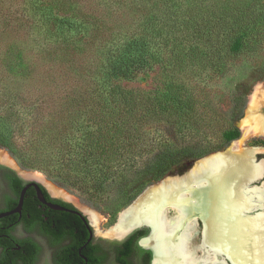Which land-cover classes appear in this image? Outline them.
<instances>
[{
	"label": "trees",
	"instance_id": "obj_1",
	"mask_svg": "<svg viewBox=\"0 0 264 264\" xmlns=\"http://www.w3.org/2000/svg\"><path fill=\"white\" fill-rule=\"evenodd\" d=\"M263 7L264 0H22L16 10L0 6V145L96 207L107 200L128 206L173 167L241 136L237 121L246 95L235 93L231 127L212 145L187 73L229 75L237 57L261 46L251 22L260 21ZM156 66L167 73L162 89L122 83ZM147 233L140 229L128 238L124 259Z\"/></svg>",
	"mask_w": 264,
	"mask_h": 264
},
{
	"label": "bare ground",
	"instance_id": "obj_2",
	"mask_svg": "<svg viewBox=\"0 0 264 264\" xmlns=\"http://www.w3.org/2000/svg\"><path fill=\"white\" fill-rule=\"evenodd\" d=\"M261 103L264 86L252 96L243 119L245 136L264 133V117L256 111ZM233 151L230 157L216 152L200 159L183 178L168 175L152 184L120 212L107 234L121 236L132 226L152 225V235L143 243L155 249L154 264H264V215L247 214L251 208L262 206L264 187H246V181L261 177L264 166L250 162L252 149L243 141H236ZM0 159L14 163L1 148ZM23 174L43 181L54 193H63L47 182L42 172ZM85 208L98 225L102 215ZM199 219L201 239L194 243Z\"/></svg>",
	"mask_w": 264,
	"mask_h": 264
},
{
	"label": "flooded vegetation",
	"instance_id": "obj_3",
	"mask_svg": "<svg viewBox=\"0 0 264 264\" xmlns=\"http://www.w3.org/2000/svg\"><path fill=\"white\" fill-rule=\"evenodd\" d=\"M24 188L21 210L0 217V264H154V250L141 243L150 227L122 239L111 236L67 193H54L5 163H0V214L16 208ZM3 228L10 234L4 235ZM144 228L148 233L134 240L135 248L124 259V243Z\"/></svg>",
	"mask_w": 264,
	"mask_h": 264
},
{
	"label": "rangeland",
	"instance_id": "obj_4",
	"mask_svg": "<svg viewBox=\"0 0 264 264\" xmlns=\"http://www.w3.org/2000/svg\"><path fill=\"white\" fill-rule=\"evenodd\" d=\"M21 1L22 0H0V6L6 5L10 7L11 10H16L19 8ZM261 12L262 18L260 21L257 23L251 22V26H255L260 31L258 36L261 40V46L255 51L253 49L249 51L247 50L237 57V59L234 61V70L229 75L223 77L213 76V78L203 79L200 78L201 75H198L199 72L187 73V77L192 79L191 81L193 85H196L195 92L197 93V97L200 99V114L202 116L201 123L204 125V132H206L204 138L205 140L211 142L212 145H219L223 140L224 132L229 130L231 127V110L234 103L233 100L235 99V93L239 92L246 95L247 97L245 114L243 118L237 121V125L240 127L242 133L243 119H245L247 116L246 111L248 112L249 110L252 96L257 92L258 88L264 86V7L261 9ZM1 13L2 12H0V18L2 17ZM1 46L2 42L0 41V47ZM0 50L2 49L0 48ZM166 75L167 73L164 69L156 66L154 69L139 73L135 79L123 80L122 83L128 88L140 89L144 91H155L157 89L163 88ZM202 87H204V89ZM205 100H209L212 103L214 111H211L210 108L204 106ZM260 106H264V103H261L259 107ZM259 107L256 109L257 113ZM245 146L264 148V133H257L248 137V140L245 142ZM0 148L6 150L9 153V155L14 160L13 164L16 163L17 166L23 170V172H42L47 182L55 185L57 188L61 189V191L63 190V193H67L68 197H70L75 204L80 206V208L85 210L87 209L85 207H88L101 214L102 219L100 222H102L100 227L104 230V232L115 225L120 212L130 205L129 204L128 206H125L120 204L113 205L114 207H112L110 205V201L107 200L106 204H102V207H96L90 202H87L84 198V195H82L76 189L51 178L42 169L31 167L29 163L27 165H23L22 162L13 154H11V152L6 147L0 145ZM216 152H218V150L214 151L213 153ZM259 157L264 158V154L260 153ZM197 161L199 160L186 161L181 166H175L166 176L183 174L193 168ZM161 180H156L152 184H156ZM199 221L200 225L198 224V226L195 228L197 230V235L193 240L194 243L200 242L201 239L202 222L200 219Z\"/></svg>",
	"mask_w": 264,
	"mask_h": 264
},
{
	"label": "water",
	"instance_id": "obj_5",
	"mask_svg": "<svg viewBox=\"0 0 264 264\" xmlns=\"http://www.w3.org/2000/svg\"><path fill=\"white\" fill-rule=\"evenodd\" d=\"M248 105H249V103H248ZM258 113H260L263 117H264V106H260L259 107V109H258ZM246 115H247V111H246ZM246 140H248V136H245V134H244V132H243V129H242V133H241V136L238 138V139H236V140H234L230 145L231 146H228V147H226L224 150H222V151H218V152H222L223 153V155L224 156H226V157H230V156H232V155H234L235 153H233L234 151H233V145H234V143L236 142V141H243V143H244V145H245V142H246ZM246 147H248L249 149H252V151H249V154H251V156H249V157H251L250 159V162L251 163H253V164H258V163H262L263 164V166H264V158H260L259 157V155H260V153H263L264 154V148L263 147H251V146H246ZM245 154V153H244ZM210 155V154H209ZM208 156V155H207ZM204 157H206V156H204ZM204 157H202V158H204ZM202 158H200V159H202ZM200 159H198V160H200ZM0 163H5V164H8V163H6V162H4V161H2L1 159H0ZM16 164V163H15ZM15 164H8V165H10V166H12V167H14L15 169H17L20 173H23V170H21L20 169V167L19 166H17V164H16V166H15ZM192 169V168H191ZM191 169L189 170V171H187V172H185V173H183V174H180L179 176L180 177H184V176H187V175H189L190 173V171H191ZM167 177V176H166ZM165 177V178H166ZM164 179V178H163ZM162 179V180H163ZM161 180V181H162ZM259 183H261V184H259ZM154 185V184H153ZM152 185H150V186H148L132 203H134L144 192H146L150 187H151ZM259 186H261V187H264V168H263V172H262V174H261V177H256V178H254V179H251V180H248V181H246V187L247 188H253V187H259ZM25 191H26V188H24L23 190H22V192H21V196H20V200H19V203L17 204V206H16V208L14 209V210H12V211H9V212H5V213H2V214H0V217L1 216H4V215H7V214H10L11 212H19L20 210H21V207H22V203H23V199H24V194H25ZM39 193H40V197L43 199V195H42V193H41V190H39ZM131 203V204H132ZM130 204V205H131ZM129 205V206H130ZM263 213V215H264V199H263V203H262V206H260V207H254V208H251L250 210H248L247 211V214H248V216H253V215H255V214H258V213ZM142 226H148V227H150L151 228V232L146 236V237H144V238H142V240H141V243H142V245L144 246V247H151L153 250H154V252H155V249L152 247V246H149V245H146V244H144L143 243V240L145 239V238H147V237H149V236H151V234H152V232H153V227H152V225H150V224H148V223H142V224H139V225H135V226H132L123 236H121V237H119V239H122V238H124V237H126L127 235H129L131 232H133L135 229H137V228H140V227H142Z\"/></svg>",
	"mask_w": 264,
	"mask_h": 264
}]
</instances>
